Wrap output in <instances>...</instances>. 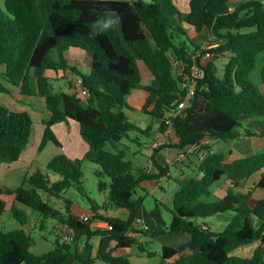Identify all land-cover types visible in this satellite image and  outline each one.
I'll return each mask as SVG.
<instances>
[{
	"label": "trees",
	"instance_id": "trees-1",
	"mask_svg": "<svg viewBox=\"0 0 264 264\" xmlns=\"http://www.w3.org/2000/svg\"><path fill=\"white\" fill-rule=\"evenodd\" d=\"M183 13L175 0H6L0 8V67L5 77L21 95L35 97L32 73L38 70V91L50 113L43 120L39 150L49 141L62 148L52 128L69 121L77 122L80 135L89 146L85 160L101 167L97 177L106 176L109 184L99 182L100 191L109 190V202L126 209L129 217L101 216L90 199L94 215L82 222L72 214L67 192L76 188L83 195V161L65 154L54 157L46 166L60 179L36 171L27 174L16 189L0 190V220L7 212L3 194L15 196L11 207L20 229L0 232V264H64L70 257L82 264L92 259L81 257L74 247L82 238H100L97 260L105 264H134L127 257L116 256L121 249L144 247L129 233L134 230L142 199L137 191L143 183L168 172L152 156L154 170L137 169L126 153L117 147L130 133L147 132L135 125L127 110L161 121L160 131L171 133L176 145L165 147L184 151L206 137L230 142L238 137L244 118H264V94L251 78L257 57L264 51V0H190ZM110 27L117 33L116 43ZM191 29V30H190ZM194 32L192 34L191 32ZM221 41L203 64L196 58L198 41L207 35ZM76 49L91 55L88 74L70 66L65 53ZM58 53L55 59L54 53ZM227 58L223 78L217 75L216 57ZM142 63L157 86L144 85L139 68ZM173 62L190 72L193 65L204 71L187 108L178 111L184 99V77ZM74 71L88 91L86 101L78 94L56 93L50 88L48 71ZM264 77V76H263ZM134 91L145 92L137 103ZM0 92H6L0 85ZM251 134V132L249 133ZM35 135V124L28 112L12 111L0 105V164L18 162ZM222 155H209L200 161L201 178H191L176 192L170 213L171 223L161 234H185L191 237L190 254L173 264H264V153L223 164ZM261 173L260 181L246 193L229 188L225 198L205 203L201 199L224 176ZM235 187H239L238 185ZM263 195L259 198L257 192ZM65 202L64 211L43 199V193ZM26 209L44 221L55 220L73 231L70 244L56 240L55 248L43 255L33 252L34 239L25 227L29 224ZM231 212L234 216L221 233L199 223ZM105 222L111 230L92 228ZM45 224V223H44ZM259 243L251 258L232 255L236 250ZM89 248L90 245L87 244ZM150 255H154L150 253ZM178 250L164 246L163 261H170Z\"/></svg>",
	"mask_w": 264,
	"mask_h": 264
},
{
	"label": "crops",
	"instance_id": "crops-1",
	"mask_svg": "<svg viewBox=\"0 0 264 264\" xmlns=\"http://www.w3.org/2000/svg\"><path fill=\"white\" fill-rule=\"evenodd\" d=\"M240 1H243V0H236V2H233V3H238ZM191 33L194 34L193 31ZM64 56H65L66 60L68 61V63L70 64V66H74L75 63H77L78 65L77 64L76 65L78 66V69L80 70L81 73H83L81 68H84V67H85L86 72H84L83 74L89 73L90 68H91V58H92L91 55H89L88 53H85V52H81V51L76 50V49H72V50H69L68 52H66ZM144 69H146V68H144ZM52 72L53 71L46 72V76L49 79L56 81V80H60L61 78L63 79L64 77H66V78H68V80L71 81L69 89L72 90L73 92L76 91L78 86L76 85V83L74 85V81L78 80V82H79V80H81V77H79L77 75L78 77L76 79L75 75H73V74L71 75L70 72L67 71L66 74H63V75L57 74V79H53L51 76ZM143 73H145L147 80H148L147 82L146 81L144 82V78H143V83H144V85H149L148 82L150 81L151 78H148V76L146 74L147 73L146 70H144ZM33 74H36V76L38 78V75H39L38 70L33 71L32 77H33ZM4 75H5V69H4V67H0V77L1 76L4 77ZM58 75H59V78H58ZM263 76H264V51L258 55L255 70L251 74L252 80L255 82V84L261 89V91L264 94V77ZM8 81H9V79H8ZM37 81H38V79H37ZM37 84H38V82H37ZM33 88H34V86H33ZM81 88L83 90L82 86H81ZM14 91L16 94L21 95L18 88L14 87ZM35 91L37 93L36 96L40 97L39 92H37L36 89H35ZM145 95H146L145 92L134 91L132 94V98L137 103H140L145 98ZM21 96L25 97L23 95H21ZM19 101H22V99ZM41 105L42 106L39 107L40 109H38V110L40 112H44L43 115L46 114L45 117H47L49 119L50 113L46 109L44 99H43ZM129 118L131 120V117H129ZM48 119H43V120H48ZM138 127H140V126H138ZM140 128L142 130H146L148 128V126L146 128H144V127H140ZM42 131H43V129H42ZM154 132H155V128L153 130V134L147 133L145 135L147 140H148L146 147H145V149L147 151L146 157L149 160L148 164L141 166V167L139 166V163H141V161L137 157H138V155L142 156V154H140L139 151L132 152L133 156H130L127 152H125L127 159L132 161L135 168H137V169L147 168L149 170L151 168L152 171L153 170L155 171V167L151 165L152 164L151 158L153 156V152L155 150V143L157 141H161V143L163 142V140L167 141L165 146H167L168 144L176 145L178 143V140L175 138L174 134L167 132V128H166V131L161 132L162 134L161 133L157 134V137H156L157 140L156 141H155V133ZM250 132H251V134H249ZM207 141H208L209 155L210 156L211 155H222L224 157L223 164H226V165L232 164L234 161L241 159V158H244V157H249V156H253L256 154L264 153V118H260V117H246V118H244L243 127L241 130H238V137L233 141L222 142V141H219L217 139L210 138V137H207ZM171 149L176 151L174 153V156L172 154L171 155L169 154V151ZM27 151H28V148L25 150V152L23 153V156L21 157V159L18 162L11 163L14 166H8V168H0V184L1 185L3 183H5L6 185H8V184H19V185H16L13 189H15L16 187L18 188V186L22 185L23 180L27 174H33L36 171H38L37 168L33 169V171L26 170V168L30 167L35 162L33 160L29 161V163H30V164L28 163L29 166H28V164L24 163V162H26L25 160H27V159H25V155H28V158H30L32 156V155L26 154ZM179 155H180L179 149H175V148H171V147H164L154 157H155L156 161L161 166L168 168V172L166 173V175H164L158 179L143 183V185L141 186V188L138 191L142 192L145 196H148L151 193H153L154 191L160 190L162 193H165L167 190L168 191L171 190V192H172V205H173V200H174L175 194L181 188V186L183 184H185L191 178H201V173L199 171V166H200L201 162L199 161L197 155L188 156L185 159H181ZM21 161H23V163H21ZM47 163L45 164V167L47 166ZM0 165H9V164H0ZM155 172L158 173V171H155ZM197 174H198V177L196 176ZM194 175L196 177H194ZM253 175L248 176L247 174H234L233 179H231L228 176H224V177H222V179L220 181H218L216 184H214L210 187L209 194L206 196H203L201 200L205 203H213V202L219 201V200L225 198V196L227 194V190L229 188H234L235 191H241V192L246 193L248 191V188L257 184L261 179V177H260L259 180H256ZM165 181H168L167 182V188H165V186H164ZM109 182H110V180H109ZM109 182H105V183L109 184ZM235 185L236 186L238 185L239 187L236 188ZM1 189H4V188H0V190ZM104 191H105V193L106 192L108 193L106 203L101 205V204H98L96 201H93L94 202L93 204H95V206L97 207L99 214L101 216L108 217V218H120L123 220L128 219L129 212L126 209H119V208L112 206L109 202V190H104ZM4 195L5 194H3V198H4ZM144 195L136 197L137 199H142V205L139 206V208H141V210H139V208H138V218H137L136 223L134 225V230L129 233V236L135 238L137 240L138 244L142 245L144 247V251H141L139 249V246L135 245L131 248L117 250L115 252V255L127 257L134 264H173L176 260L181 259V258L189 255L190 254V249H189L190 247L189 246L191 243V237L190 236L185 235V234H176V235L161 234V235H158V233L161 232V230L165 229L171 223L172 217H170L169 220H167V218H164V216H162V214L159 212V210L151 211V213L147 212L143 208ZM262 195H263V193L259 192V191L256 194V196L259 198ZM12 197H13L12 198L13 201H11V204H9L7 202L8 203L7 212L4 214V216L0 220V227L1 228L7 227V228H12V230H16V229L21 228V224L14 218L13 213L10 210L11 207L15 203V196H12ZM61 202L62 203L59 206V208H56V209H60L61 211H64L66 204L64 201H61ZM71 202H72L71 211H72L73 215L78 216L79 218L82 216H93L94 215V212L92 210V205H91V208L90 209L88 208V210H87L86 207L79 206V204L76 205L72 200H71ZM90 204H91V202H90ZM26 212L28 213L29 218H31L32 217L31 211L26 209ZM168 212L170 213V209H168ZM119 213H122V217H119ZM228 213H231V212H228ZM7 214H9V217H6ZM233 216L234 215L232 213H231V215H228L227 213H225V214L214 216V217L209 218V219L199 220V223L202 224L204 227L208 228L212 232L221 233L226 228L228 223L233 219ZM55 222L56 223L52 225L53 226L52 228H54V229L56 228L57 225H61V226L66 227L65 225H63L57 221H55ZM139 222H142V224H144V226H147L148 229L143 230L144 227L141 226V223H139ZM28 227H29V224L27 227H25V230L27 233L31 234L33 237V234L31 233L32 231H29ZM92 228L95 229V226L92 225ZM8 230L9 229H7V230L4 229L1 232L12 231V230H9V231ZM64 230L66 231V228H64ZM51 232L53 234L52 230H51ZM54 238H55V241H54V243H52V249H50V251H52L55 248V242L58 238L57 235H54ZM41 239L49 242V239L45 235L41 236L40 240ZM152 241H160L162 243V248H161L160 252L149 251L147 249V245L149 243H151ZM34 242H35V240H34ZM87 244L90 245L91 248H89L87 246ZM258 245H259V243L257 242L253 245L242 247V248L236 250L232 255L245 257V258H251L254 254V251L258 247ZM99 246H100V238L99 237H93L90 241H88L87 238H82L78 242L76 247H74V249L76 250V252L81 257H83L85 259H88L90 257L92 259L91 264H105L104 262L96 259L97 253L99 250ZM164 246L173 247V248L177 249L178 255L170 261H166V262L163 261L162 251H163ZM33 251H34V247H33ZM50 251H48V252H50ZM150 253H153L154 255H150ZM44 254H46V253H44ZM40 255H43V254H40ZM40 255H38V256H40ZM64 264H82V263L77 258L70 257Z\"/></svg>",
	"mask_w": 264,
	"mask_h": 264
},
{
	"label": "rangeland",
	"instance_id": "rangeland-1",
	"mask_svg": "<svg viewBox=\"0 0 264 264\" xmlns=\"http://www.w3.org/2000/svg\"><path fill=\"white\" fill-rule=\"evenodd\" d=\"M5 1L6 0H0V8L3 11H5ZM127 1H134V0H127ZM175 1L179 9L183 13H187L189 11L190 0H175ZM232 2H236V0H232ZM110 31H111L112 39L116 43L117 33L114 32V30L111 27H110ZM219 44H221L220 40H217L208 34L204 39H201L198 41V46L200 47V50L199 52H197L195 57L201 58V62L203 64H206V62H208L209 60L213 58V55L210 53V51L213 48L217 47ZM54 57L55 59H58V53L55 52ZM215 62H216V67H217V75L219 78H223V70H224L225 64L227 63V58H224L223 56L218 55L216 57ZM76 64L77 63H75V65L72 67L78 69V66H77L78 64L77 65ZM173 65H174L175 70L176 71L178 70L179 74L180 72H183L182 75L184 77L186 76L188 79L192 78V73H191L192 70H190V72H187L184 65H182L184 69L181 68V70L179 71L178 66L175 62H173ZM139 68L142 73L144 72V70H146L144 69L145 67L141 62L139 63ZM81 70L83 71V73L86 72L85 67L81 68ZM66 72L67 70H59L58 72L53 71L51 76L53 79H57V74L63 75V74H66ZM69 72L71 75L72 74L75 75L77 79L78 76L76 75L74 71H69ZM146 72H147L146 74L148 78H151L148 84L153 87L157 86L158 84L156 80L154 79V77H152V75L147 70ZM142 76L144 78V82L145 81L147 82L148 80H147L145 73H143ZM58 78H59V75H58ZM37 79L38 78L36 74H33L31 83L34 86V88L37 90V92H39ZM49 83H50V88L53 92L78 94L81 99L85 101L87 99V97H84L82 95V88H81L82 85L80 84V82H78V80L74 81V85L76 83V85L78 86L75 92L69 89L71 81L68 80V78L66 77H64L63 79L61 78L60 80H56V81L50 79ZM0 85L3 87V89L7 91V93L0 92V105L6 108H9L12 111L28 112L32 116L34 124H35V135L32 141L30 142V144L28 145V151L26 153L32 156L28 158V155H25V159L27 160H25L26 162L24 163L28 164L29 161L31 160L35 162L30 167L26 168V170L33 171V169L37 168L42 173L49 175L53 181H58L60 177L52 173L45 167V164L47 162L49 163L54 157H56L59 154H65L68 158L72 160H77V159L82 160L83 161V167H82L83 178L81 180V183L83 184V187L85 188V192L87 194L84 193L83 195L76 188H72L67 192V197L70 198L76 205L79 204V206L86 207L87 210L88 208L89 209L91 208V204L88 199H90L91 201H96L98 204H101V205L106 203L108 193L107 192L105 193V191L99 190V182L101 180L104 182H109V178L106 176L97 177L96 173L101 170V167L95 163L85 160V155L89 150V146L81 138L79 124L77 122L70 121L69 123H61V124L55 125L52 128V130L54 134L56 135L58 141L61 143L62 148L57 147L52 141H49L44 147V149L40 151L39 146L41 144V139L43 135L42 121L43 119H48L47 117H45L46 114L43 115L44 112H40L38 110L40 109L39 107L42 106L41 104H42L43 98L37 97V96L22 97L20 94H16L14 91V87L11 85V83L8 81V79L5 76L0 77ZM21 99L22 101H19ZM126 112L130 115L129 117H131V120L136 125L140 127H144V128L148 126V128L145 130L147 133L153 134V130L155 128V132H154L155 141L157 140L156 139L157 134L162 132L160 131V124H161L160 120H157L154 117L146 116V115H143L139 112L132 111V110H127ZM241 129L242 128H240L239 130ZM147 141L148 140L144 134H141L138 132H132L130 133L129 138H126L123 141H121V143L117 144V147L120 150L122 149L124 152H127L130 156H133L132 152L139 151L140 154H142V156L138 155L137 158L141 161V163H139V166L141 167V166L148 164L149 162L148 158L146 157L147 151L145 149ZM166 142L167 141L163 140L162 143L161 141H157L155 143V150L153 152L154 156H156L165 147ZM175 152H176L175 150L171 149L169 151V154L170 155L172 154L174 156ZM21 163H23V161H21ZM151 165L154 166L153 162ZM8 166H14V165L13 164L0 165V168H8ZM155 171H157L156 168H155ZM196 176L198 177V174ZM196 176L194 175V177ZM253 176L256 180H259L261 177V173L254 174ZM167 182L168 181H165L164 183L165 188H167ZM16 185H19V184L6 185L5 183H3L2 185L0 184V188H4V189H1L2 191H6V189L13 190V188ZM143 195L144 194L142 192L138 191L136 197L143 196ZM12 198H13L12 196L4 195V199L9 204H11V201H13ZM43 199L46 202H48L51 206H53L54 208H59V206L62 203L61 202L62 200L50 197L47 193H43ZM171 205H172L171 190L169 191L167 190L165 193H162L159 190V191H154L148 196L144 195L143 208L149 213H151V211L159 210L162 216H164V218H167V220H169V218L172 217L171 216L172 214L168 212V209L172 208ZM139 210H141V208H139ZM227 214L231 215V213H227ZM31 216L32 217L29 218L30 222H29L28 230L32 231L31 233L33 234V238L35 240L33 252L36 255L47 253L48 251H50V249H52V243H54L55 241L54 235H57L58 237L57 241L62 242V240L65 239L64 238L65 235L68 234L67 229L63 234L58 233L60 225H57L55 229L52 228L53 227L52 225L56 223L55 220L44 221L42 217L32 212H31ZM6 217H9V214H7ZM119 217H122V213H119ZM4 229L12 230V228H7V227L1 228L0 227V232L3 231ZM51 230L53 231L54 235L52 234ZM43 235H45L49 239V242L42 240V239L40 240V237ZM66 242H69L68 244L71 243L70 240H67ZM161 248H162V243L160 241H152L151 243L147 245V249L149 251L160 252Z\"/></svg>",
	"mask_w": 264,
	"mask_h": 264
},
{
	"label": "built area",
	"instance_id": "built-area-1",
	"mask_svg": "<svg viewBox=\"0 0 264 264\" xmlns=\"http://www.w3.org/2000/svg\"><path fill=\"white\" fill-rule=\"evenodd\" d=\"M178 66L179 71L182 69H184L182 67L181 64H179L178 62H175ZM191 73H192V78L188 79L186 76L184 77L182 74L183 72H180V74L184 77V82L182 84V91L184 92V99L181 101V103L178 106V110L179 111H183L187 108L189 101L191 100V98L194 96L195 94V90L197 87V83L198 80L202 79L204 77V71L198 67L197 65H193L191 68ZM186 79V80H185ZM80 84L82 85V79L79 80ZM82 95L84 97L88 96V91L86 89L83 88L82 90ZM168 127H167V132L171 133L172 131V125L170 123V121L167 122ZM208 141H207V137L205 139H203L199 144H195L192 146L187 147L184 151L180 152V158H187L188 156H193V155H197L199 161H203L205 160L208 156H209V150H208ZM151 170V168L149 169ZM92 219V216H82L80 217V220L82 222H88ZM141 223V226H143V230H147L148 227L144 226V224ZM93 225L95 226V228H102L104 230H111L112 227L110 225H108L105 222H95L93 223ZM64 228H66L68 230V234L65 235V239L62 240V244H68L69 242H66L67 240L72 241V236H73V231L72 229H70L69 227H64L61 226L59 227L58 233L59 234H63L65 232Z\"/></svg>",
	"mask_w": 264,
	"mask_h": 264
}]
</instances>
